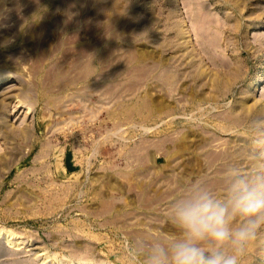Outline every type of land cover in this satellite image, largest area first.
<instances>
[{"label":"rangeland","instance_id":"374dc122","mask_svg":"<svg viewBox=\"0 0 264 264\" xmlns=\"http://www.w3.org/2000/svg\"><path fill=\"white\" fill-rule=\"evenodd\" d=\"M76 1L0 0V264H141L209 150L264 169V0ZM92 40L93 75L48 79Z\"/></svg>","mask_w":264,"mask_h":264},{"label":"clouds","instance_id":"9594fccd","mask_svg":"<svg viewBox=\"0 0 264 264\" xmlns=\"http://www.w3.org/2000/svg\"><path fill=\"white\" fill-rule=\"evenodd\" d=\"M168 218L174 231L148 243L141 264H244L264 231V169H233L221 189L193 183Z\"/></svg>","mask_w":264,"mask_h":264},{"label":"bare ground","instance_id":"6f19581e","mask_svg":"<svg viewBox=\"0 0 264 264\" xmlns=\"http://www.w3.org/2000/svg\"><path fill=\"white\" fill-rule=\"evenodd\" d=\"M81 5V4H80ZM66 7L71 11V12H77V15H78V13H79V2L78 1H76V0H69V2H67V5H66ZM67 11V10H66ZM81 12V11H80ZM108 13H110V12H108ZM116 15V14H115ZM80 16V15H79ZM78 16V17H79ZM75 17V16H74ZM118 16L116 15V18H117ZM87 21V20H86ZM116 22V19H112V20H109L106 24H105V28H106V32H107V35H108V30H111V31H113V29H114V26L117 24V22ZM121 23V22H120ZM123 23V22H122ZM198 30H199V32L201 33V34H205L206 33V30H207V27L206 26H208V20H206V18H204V17H199V22H198ZM94 25V24H93ZM92 25V26H93ZM91 26V27H92ZM87 27H88V24H87ZM86 27V29H89V28H87ZM94 29V28H93ZM92 30V29H91ZM105 31V30H104ZM93 32V31H92ZM90 33V32H89ZM105 33V32H104ZM114 34V33H113ZM106 35V36H107ZM111 35V34H110ZM115 35V34H114ZM105 36V35H104ZM105 36V37H106ZM112 37V36H111ZM95 40V39H94ZM94 40H92L91 42H93ZM98 40V39H97ZM99 42V41H98ZM99 44L96 42V41H94V43H91L89 46H87V47H89L88 49L86 48V50H84V48L82 49H80V50H76V49H74V50H71V48H70V53L72 52V55H77V56H80L79 58H81V59H73V61H71L70 62V67L69 68H67V67H65L66 69H64V68H62V67H60V68H58V70L56 71V72H54V74L53 75H49L48 76V79H50V80H53V82H54V84H58L59 85V87L60 88H62V87H66L67 85H69L70 83H73V85H74V83L76 82H78L79 80L81 81V80H85L86 78H88V77H90L91 75H93L94 74V72L95 71H97V62H98V60H102L101 58V56L99 57L98 56V52H97V46H98ZM84 46H86V44L84 45ZM109 51H111V50H109ZM109 51L107 52V53H109ZM67 52H68V50H67ZM68 54H69V52H68ZM104 54V53H103ZM102 54V55H103ZM109 54H111V53H109ZM67 55V54H66ZM70 55V54H69ZM100 55V54H99ZM106 56V54L103 56V57H105ZM109 56V55H108ZM38 57H40V55L38 54ZM39 59V58H38ZM84 60H86V61H84ZM84 61V62H83ZM83 62V63H82ZM68 63V62H67ZM136 67V66H135ZM133 68H134V66H133ZM138 68V67H137ZM136 68V70L135 71H132V73L133 72H138V73H140V75H139V77L142 75V74H144V70H142V69H137ZM140 68V67H139ZM178 72V71H177ZM130 73V72H129ZM138 73H137V76H138ZM129 75H131V74H129ZM167 75V74H166ZM176 75V74H175ZM174 75V76H175ZM136 76V75H135ZM135 77V78H138V77ZM143 76H145V74L143 75ZM143 76L142 77H140V78H143ZM147 76V75H146ZM173 76V77H174ZM133 77V76H132ZM168 77V76H167ZM165 79H167L166 78V76H165ZM168 79H172V78H168ZM168 79L166 80V81H168ZM164 81V80H163ZM75 83V84H76ZM168 83H169V81H168ZM166 84V83H165ZM72 86V85H71ZM113 88H114V86H113ZM112 88V91L115 89H113ZM108 91H109V89H108ZM110 94H112V92L110 91ZM244 111V110H243ZM231 117V116H230ZM234 118V117H233ZM237 121V120H236ZM207 139V138H206ZM203 141V140H202ZM205 142V141H204ZM199 143V142H198ZM205 147H207V146H205ZM228 149H226L225 151H227ZM243 150V149H242ZM245 150V149H244ZM225 151H222L221 149L220 150H218V151H212V150H209V152H208V154L204 157V162H205V169L206 170H209V169H211L212 171H214V172H216L215 174L216 175H214V177H210V178H208V177H206L203 181V183H206V184H208L209 186H211V187H214V188H216V189H221V187H223L224 185H225V183H226V181H227V178H228V176H226L227 175V173L225 174L224 173V171L226 170V169H231V167L232 166H234V165H232L231 167L229 166L230 165V160H231V162H235V163H239L240 162V158H241V156L243 157L244 155H243V153H241L242 155L240 156V155H238L237 154V156L235 155H233V153H232V155H230L229 154V151H227V152H225ZM241 151V150H240ZM246 151V150H245ZM233 152H235L236 153V151H235V149H234V151ZM237 153H239V152H237ZM246 154V153H245ZM247 155V154H246ZM195 158V157H194ZM244 158V157H243ZM198 163H200L199 161H197ZM237 163V164H238ZM184 164V163H183ZM231 164H233V163H231ZM237 164H235V165H237ZM261 165V164H260ZM198 166V165H197ZM195 167V166H194ZM229 167V168H228ZM196 169V168H195ZM186 170V169H185ZM198 171V170H197ZM186 173H187V171H185ZM206 172H208V171H206ZM211 172V171H210ZM209 172V173H210ZM207 174V173H206ZM211 174H214V173H211ZM220 174H221V176H220ZM229 175V174H228ZM213 176V175H212ZM183 181V180H182Z\"/></svg>","mask_w":264,"mask_h":264}]
</instances>
